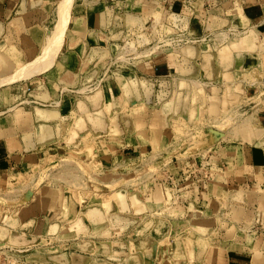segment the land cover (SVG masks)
I'll return each instance as SVG.
<instances>
[{
	"label": "rangeland",
	"instance_id": "374dc122",
	"mask_svg": "<svg viewBox=\"0 0 264 264\" xmlns=\"http://www.w3.org/2000/svg\"><path fill=\"white\" fill-rule=\"evenodd\" d=\"M172 1L31 0L25 16L4 24L0 116L21 107L13 97L19 86L38 79L53 98L41 121L40 163L0 189V264L36 263L48 248H68L60 232L85 231L118 202L132 205L137 222L98 225L92 236L104 244L116 239L114 249L129 253L117 264H170L186 233L200 237L202 226L213 227L207 245L243 240L231 218L240 220L242 209L225 208L223 225L196 224L194 202L175 191L166 170L220 141L257 134L250 125L264 105V73L252 66L255 33L238 0H176L188 5L179 15ZM158 57L182 59L186 68L154 77L149 67ZM232 71L243 91L220 107L222 75ZM143 108L164 121L160 131H135ZM37 198L50 200L43 211L52 224L42 231L27 229L22 213ZM158 223L166 226L160 233Z\"/></svg>",
	"mask_w": 264,
	"mask_h": 264
},
{
	"label": "crops",
	"instance_id": "0c3cea01",
	"mask_svg": "<svg viewBox=\"0 0 264 264\" xmlns=\"http://www.w3.org/2000/svg\"><path fill=\"white\" fill-rule=\"evenodd\" d=\"M238 1L245 16L240 14V17L247 19L255 33L256 50L252 66L261 75L264 73V0ZM30 3L31 0H0V28L9 21L15 23V18L25 16L30 9ZM158 5L161 3H157ZM187 7L186 2H169L172 14H182ZM15 27L20 30L24 26L19 23ZM3 28L0 33L6 27ZM6 64L10 66L8 68L12 67L9 60ZM184 68L186 67L182 59L158 57L150 65L149 71L154 77L166 78L168 75H179ZM232 72L222 75V84L226 87H222L225 97H222L220 107L233 105L243 91L242 82L235 80L236 71ZM13 97L21 107L0 116V189L9 187L12 180L31 173L40 163L39 152L44 140L41 121L49 115L50 110L47 107L53 98L48 85L42 79L30 85L19 86ZM153 115L150 109L136 110L133 121L135 131H160L164 121ZM256 116V127L250 125L257 132L252 138L241 135L239 141H220L192 160L172 162L166 170L175 191L194 202L195 207L192 209L197 214L194 219L196 224L202 226L203 222L210 224L212 221L223 225L226 223L225 208L231 210V206H237L242 209L240 220L235 219L232 214L231 218L232 225L238 231L236 234L239 238L243 237V240H234L227 244L221 240L216 245H207L205 242L213 235V227L207 226L204 229L202 226L200 237H190L186 233L181 240L179 255L169 257L170 264H264V105ZM213 200L217 204L212 208L216 210L206 215L205 211L211 208ZM34 202L22 208V213L26 216L25 225L27 229L39 226L42 231L44 225L52 224L51 217L44 214L46 210L43 211V207L50 200L41 201L37 198ZM107 215H101V220L87 222L85 227H81L85 231L77 229L65 232L71 226L66 227L63 233H59V237L63 236L65 241H70L68 248L56 252L52 251L53 248H48L50 251L47 254L42 252L40 261L28 264H117V259H129L131 256L126 250L120 247H117L119 250L114 249L113 242L116 239L104 244L92 236L94 230L98 231V225L109 230V226L117 225V222H121V225L127 224L126 222L136 223L132 205L130 207L128 202L112 204L110 214ZM165 227L163 223H158L157 232L160 233ZM223 233L220 231L218 235ZM197 244L200 247H195Z\"/></svg>",
	"mask_w": 264,
	"mask_h": 264
}]
</instances>
